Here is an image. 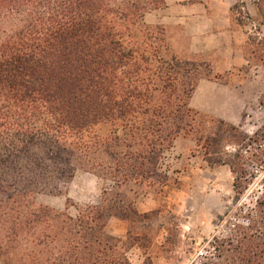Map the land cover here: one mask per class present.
<instances>
[{"label":"trees","instance_id":"16d2710c","mask_svg":"<svg viewBox=\"0 0 264 264\" xmlns=\"http://www.w3.org/2000/svg\"><path fill=\"white\" fill-rule=\"evenodd\" d=\"M229 7L257 39L264 0ZM164 0H0V258L5 264H130L124 242L105 230L110 217L137 216L131 201L104 190L97 203L37 204V194L67 195L76 171L151 188L177 136L203 141L206 161L222 140L242 142L237 127L189 105L210 64L170 49L164 27L142 20ZM252 41V40H251ZM257 61L263 55L252 50ZM245 55V53H244ZM249 61V58L246 57ZM100 124L109 133L96 132ZM213 128V136L202 133ZM264 130V127H263ZM194 132V133H192ZM237 157V154L233 155ZM234 175L240 198L247 187ZM73 207L75 214L68 208ZM227 235L212 238L202 264H264V185ZM229 216V210L224 211Z\"/></svg>","mask_w":264,"mask_h":264},{"label":"rangeland","instance_id":"374dc122","mask_svg":"<svg viewBox=\"0 0 264 264\" xmlns=\"http://www.w3.org/2000/svg\"><path fill=\"white\" fill-rule=\"evenodd\" d=\"M194 1L198 0H185ZM236 1L215 2L224 5L230 3L231 6ZM244 1L250 15L256 18V10L250 0ZM142 20L145 24L154 25L146 23L143 17ZM229 22L230 27L237 29L240 37L245 39L240 51L246 64L237 65L229 72L211 70L209 75L217 76V81L235 85L237 91L234 101L237 107L234 113L237 119L232 125L245 136L242 142L231 143L224 139L214 144L216 151L211 156L219 162H212L205 160L209 155H205L203 141L197 142L193 134H180L168 150H163L158 163L159 172L167 178L166 183L145 188L133 180H127L121 188H116L113 179L93 177L79 170L74 174L73 181L71 179L68 182L67 195L37 194V204L61 210L66 197L83 206L97 203L104 190L111 193V196L119 192L127 198L126 201L132 202L134 208H151L147 212L137 211V216L125 219L128 227L126 234H110L123 240L125 256L130 264L205 263L204 256L209 257L214 252L212 238L222 237L232 231V225L240 220L237 217L238 207L244 209L252 206L256 194L264 185V152L260 147L264 143V59L257 61L252 53L254 50L264 58V25H257V39H247L245 30L255 29V22L247 20L243 28L237 26L230 17ZM169 32L164 27V34L172 50ZM259 103L262 109L258 112L247 111L250 105L255 106V109ZM246 112L248 117L243 116ZM204 129L202 133L213 136V128L205 126ZM109 130L108 125L100 124L96 127V132L102 136L108 134ZM234 154L238 156L234 157ZM232 168L239 169V181L247 182L240 198H237L232 187L235 175ZM143 197L148 200L142 204ZM67 210L70 214L76 211L73 207ZM226 210H229V216L224 215ZM0 264H5L1 258Z\"/></svg>","mask_w":264,"mask_h":264},{"label":"crops","instance_id":"0c3cea01","mask_svg":"<svg viewBox=\"0 0 264 264\" xmlns=\"http://www.w3.org/2000/svg\"><path fill=\"white\" fill-rule=\"evenodd\" d=\"M164 1L163 8L146 13L143 19L146 23L159 24L170 30L172 50L177 54L202 58L209 62L213 72L218 73L229 72L237 65L246 64L240 51L245 39L240 37L237 29L230 27V3L224 5L215 2L217 0ZM236 91L235 85L198 79L189 98V105L234 124L237 119L234 113L237 107L234 101ZM254 107L250 105L247 111H253ZM248 112L243 116L248 117ZM86 173L95 177L92 173ZM147 200V197H143L141 203ZM150 209L140 210L139 206L135 207L136 211L142 212ZM105 229L111 235L122 236L126 234L128 227L125 219L110 217Z\"/></svg>","mask_w":264,"mask_h":264},{"label":"built area","instance_id":"2783aa9c","mask_svg":"<svg viewBox=\"0 0 264 264\" xmlns=\"http://www.w3.org/2000/svg\"><path fill=\"white\" fill-rule=\"evenodd\" d=\"M260 109H262V106L261 104H257L256 108L252 111V113H256L258 112ZM260 147H261V150L264 152V143L263 144H260ZM205 258V256H204ZM198 264H201L200 262Z\"/></svg>","mask_w":264,"mask_h":264}]
</instances>
